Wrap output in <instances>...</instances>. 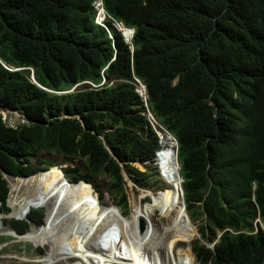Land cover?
Instances as JSON below:
<instances>
[{
  "label": "trees",
  "instance_id": "16d2710c",
  "mask_svg": "<svg viewBox=\"0 0 264 264\" xmlns=\"http://www.w3.org/2000/svg\"><path fill=\"white\" fill-rule=\"evenodd\" d=\"M92 3L0 0V108L28 120L10 126L0 115V213L10 212V188H23L9 180L24 181L9 177V188L3 174L38 173L46 161L38 159L42 152L84 160L87 171L72 168L75 180L106 175L116 199L126 198L118 161L147 184L149 174L131 161L153 158L158 136L135 78L146 85L150 109L178 140L187 207L193 218H204V240L215 238V226H245L257 205L264 213V0H103L113 19L135 28L132 44L112 20L109 37L95 22ZM77 84L73 92L59 93ZM46 181L43 186L51 176ZM51 185L59 191L54 195L86 214L89 223L78 228V242L101 245L107 226L97 235L90 223L103 208L91 188L67 184L81 193L69 194L55 179ZM26 196L24 213L31 204L49 210ZM66 210L52 213L50 224L63 225ZM39 211L32 207L27 217ZM49 219L46 211L44 225ZM15 222L9 224L24 233L18 226L27 222ZM238 237L226 233L215 250L197 240L194 251L203 264H263L264 250L252 237L243 243Z\"/></svg>",
  "mask_w": 264,
  "mask_h": 264
},
{
  "label": "bare ground",
  "instance_id": "6f19581e",
  "mask_svg": "<svg viewBox=\"0 0 264 264\" xmlns=\"http://www.w3.org/2000/svg\"><path fill=\"white\" fill-rule=\"evenodd\" d=\"M126 33H128V31H126ZM162 145L164 146L163 150H160L157 153V159L159 161L158 164H160L159 165V171L162 168L163 176L167 180L168 184L172 188H175V191L177 192L178 205L176 208H178V210L173 212L172 211L173 209L172 210L169 208L165 209L166 210L165 214L166 213H173V214H166V216H164V223L162 222L163 225H157L156 226V225H151V223H150L149 225L151 227H154V229L152 228L153 232H152L151 237L148 238L146 236L147 233H145L141 237L137 236L135 234L134 236L136 238H134L132 240L130 238V240H131V249L130 250L133 251L135 253V255L142 253L143 257H144L143 259L141 257L135 258L132 255L131 251H130V254L119 251L116 254L117 258H118V264H157V260H155L152 257L151 251H153V250H156L162 257V258H159L158 264H197L196 259L193 257L191 244L189 246L187 254L185 253L182 257L174 251V247H172V246L167 247L164 244L166 241L165 238L170 233L172 235L174 233H176V230H178L177 228L182 229L181 232H184L183 235H185L191 231H194V233L196 234L197 230H196V227L193 225V223L190 221L189 217L187 216V212L185 210V205H184V201H183V197H182L183 181H182V177H181V173H180V164H179V161L177 159V154H175V151L173 150V146L176 145L175 140L172 137H165V138H163V144ZM165 146H168V147L165 148ZM175 150H176V146H175ZM160 166H161V168H160ZM50 167L51 166H49L47 170L40 172L42 174L32 176L29 178L40 177V176L47 174V173L49 174L50 169H51ZM46 171H48V172H46ZM43 172H45V173H43ZM9 177H11V176H8V178ZM63 177H65L67 179L66 174ZM20 179L24 180L22 182H19L23 185V188L25 187V184H34L35 183V184L41 185V186H38V188L40 190L39 189H33L30 191H24L23 193H21V191L23 190V188H22L20 191V195L17 197V199L15 201L11 202L10 198H9V201L12 204L13 209H12V212L9 215H7V218L10 217L9 219H11V220L25 221L27 223H29L31 221L27 217V214L30 212V210L33 206L29 207V209L26 210V213H24L23 207L21 205V201L24 200L25 197H27L26 196L27 194H29V195L31 194L32 196L36 197L40 201L41 200L46 201L47 207L49 209V210H47L45 208L46 211L50 215L49 222L46 225L43 224L38 228H33L27 234L20 237V239L22 241L31 242L35 246H42V245L47 246L46 247L47 254L45 256H43L42 259L34 260L35 262H41V264H55V263L56 264H69L67 262L68 259H71L72 257L73 258L77 257L82 262L74 263V264H93V261H97L98 263H101L102 260H104L106 256L112 254L115 251V246L118 243L117 237H116L118 230H116V229L119 228V226L116 227L115 230H113V229H109L108 225H107V231H106L107 233L104 236L105 240L100 245V248H97L95 244H94V246H89V244L83 243L81 241L78 242L76 233H77L79 227H82L83 225L89 223L87 218L83 217L84 216L83 214H80V213H77L74 211L73 205L71 202L68 201L67 197L54 195L52 193V192L58 193L59 192L58 190L51 189L50 187H47V186H43V183L45 181L44 179L43 180L40 179L41 182H25L26 180L32 181L34 179H28V178H20ZM64 184L75 185V184H70L69 182H66ZM78 184L82 185L84 187H90L91 191H94L92 185H90V184H87V183H85L87 185L82 184V183H78ZM124 184H123V187H124ZM48 188H50L51 190H48ZM42 190H45L46 192L42 191ZM124 191L126 194V190H124ZM65 192L69 193L66 190H65ZM138 192H140V190H138L136 192V194H135L136 197H133V198L131 197V201H132L131 207H133V208L137 207L138 208L137 211L134 210L133 212L137 213L139 211L140 218L144 217L145 220H147V218H149V220H150V218L152 216H155V218H159L160 213L157 212V209H160L161 203L156 201L155 199H151L149 196L148 197L150 198L152 203H144V202L142 203L141 199L142 198L144 199V197L141 196L142 192H140L139 196H137ZM75 193H80V191L77 190V192H75ZM126 200H127V195H126ZM65 201H66V203H68L67 206L62 205L63 202H65ZM48 202L55 204V207L53 205L49 206ZM138 205L144 206V210H142V208L140 206L142 212L139 210ZM150 205H153V207H151ZM35 207H37V206L35 205L34 208ZM64 207L67 209L65 212V214L67 216V221L63 225L59 226V228H60L59 229V228H57L58 226L56 224H54V223L50 224V221L53 217L52 213H54V215H56L58 208L62 209ZM17 208H18V211H17ZM38 208H41V207H37L36 209H38ZM38 210H40V209H38ZM145 210L148 212L145 213ZM118 211L120 212V210H118ZM178 213L181 214L182 220H184L185 223L176 221L175 215H177ZM97 214L100 216L96 217L97 219L95 218L92 221H90V223L99 228L103 224H105V222L103 223V216L104 215L101 214L100 212H97ZM18 216H22L23 218H21V217L15 218ZM1 218L2 217H0V236L5 235V234L6 235L13 234L10 228L3 227ZM152 219H154V218H152ZM94 221H99V223L94 224ZM51 225H54V226H51ZM190 226H191V229L186 231L185 229L190 227ZM136 227H137V223H134L133 227L130 231L134 232ZM66 228H74L77 230L75 231V234H73V235L61 234V230L66 229ZM167 228H172V229L167 230ZM166 230H167V232H166ZM165 232H166V234H165ZM195 234H193V238H194ZM182 236H179L178 238H180ZM192 240H191V242H192ZM175 246H176V244H175ZM117 247H119V245ZM95 251H99L100 253H96ZM6 258L16 259L19 262V264H24L26 262H30V260H27L26 258H23V257L18 258L16 256H7ZM119 260H121V261H119ZM9 264H10V262H9Z\"/></svg>",
  "mask_w": 264,
  "mask_h": 264
},
{
  "label": "clouds",
  "instance_id": "9594fccd",
  "mask_svg": "<svg viewBox=\"0 0 264 264\" xmlns=\"http://www.w3.org/2000/svg\"><path fill=\"white\" fill-rule=\"evenodd\" d=\"M96 2H99L100 3L99 4V7L96 6ZM92 6H93V8L95 9V12H96V14H95V22L97 24H99L100 26H103L104 28L107 29L110 38L113 39V35H112V32H111L110 28L107 26V21L108 20H112L113 21V27L122 33L123 39L128 44H132V40H133V37H134V34H135V28H128V27H126L124 25L123 22L117 21V20L113 19L108 14V12L106 11V9L104 7L103 0H93ZM126 31H128V33H126ZM131 49H133V47H131ZM15 70H20V69L16 68ZM32 78L35 80L34 75H32ZM135 84H136V91L139 93V95L141 96V98H143V101H144V104H145V108L146 109H145L144 114L147 116L149 125H151L152 129L154 130V132L158 136V145H159V147H158V149L155 150L153 158L148 159V160H146L144 162H142L141 160L138 159L136 161H131V164L134 163V162L139 161L142 164L149 162L153 166H155L154 163H156L157 166H155V167H158V169H159L158 159H157V153L160 150H163V148H164V146L162 145L163 144V138H165V137H172L175 140L177 159H178V145H179V143H178L177 138L166 129V127L160 122V120L156 116V114L148 106V102H147L148 101V95H147L146 85L142 81H140L139 79H137V78H135ZM78 85H80V84H77L74 88H72L69 91L59 92V93L73 92L74 89ZM0 110H3V111L9 110L11 112L20 113V112H18L16 110L10 109V108H8V109H1L0 108ZM0 115L3 116L4 115V112L1 113ZM4 116H3V119L5 120ZM24 119H25L24 122H28V120L25 117H24ZM104 139L105 138H103V141H104ZM104 144L110 150V147H109V145L107 144L106 141H104ZM48 154L50 155V159H52V160H50V162L55 161L53 159H56L58 157H63L64 159H66V157H64V156H55V155H52L50 153H48ZM45 160H46L45 163L42 164V170L39 171L36 174H33L31 176H27V177H16V176H11V175H8V174L4 173L3 174V178L7 181L8 186H9L10 184H9L8 179H7L8 176H11V177H14V178H29V177L38 175L40 172H42L45 169L43 167V165L46 164L47 159H45ZM178 161H179V159H178ZM118 163H119V165L121 167V170L123 169V174H122V178H123V182L122 183L123 184L125 183L126 180L127 181L130 180L137 188H140V189L154 187V186L149 185V182H150L149 175L146 176L147 177V180H148V183L147 184H140V183H138L132 177V175L124 167V162L118 161ZM179 164H180V173H181V163L179 162ZM77 167H80V166H77ZM80 168H81V171H82V167H80ZM69 171H70L69 177H71V178H68V175H67V172H66V169H65V173H66L68 182L70 184H78V183L84 182V183H87V184L92 185V187L94 189L93 194L96 196V200H97L98 204H103L105 202V200L108 197H104L103 192L100 193L97 190V188H99V184L97 183L98 186L96 187L95 184H94V182H93V181H95L94 179H91V180H86V179L75 180V175H74V173H72V168L69 169ZM141 173L143 175L145 173L146 174H149V170L145 171V173H143V172H141ZM156 174H158V172ZM160 177L158 176L157 178L159 180L162 179V181H163V183H164L165 186L164 187H158V186L156 187L155 186L156 187L155 188V192L156 193L166 188V183H165V181L163 179V176H160ZM181 177H182V181H183V185H184L185 179L182 176V174H181ZM123 184H122V186H123ZM9 188H10V186H9ZM119 191L122 192V190H119ZM10 192H11V189H10ZM10 192H9V197H8V200H7V204L9 206V208H10V212L9 213H0V217H2V224H3V226L5 228H10L13 234H9V235H6L5 234V236H10L9 238L2 237L1 236L0 242H5V241H7L9 239H13L15 241H22L20 239L21 236H24L31 229L38 228V227H40L41 225H43L45 223L46 209L45 208H41L40 211H39V213H36L31 218V221L29 223H27L26 225H19L18 226L21 229H25V232L24 233H21L16 228H13L9 223H14V224H17V223L14 220H11V219L7 218V215H9L12 212V207L9 204ZM112 193H115V192H112ZM116 194H117V192L115 193L113 199H109V198L108 199H109V201L111 202L112 205H115V207L118 208V210H120L121 213L118 210H117L118 212L111 211L109 214L105 215V217L103 219V223L105 222V226L108 225V228L109 229H112L115 226H117V227L119 226L120 227V229L117 231V234H116V237L118 239L117 245H119V247H117V245H116L115 246V251L112 254L106 256L105 259L102 260L101 263H98L97 261H93V264H118V258H117V255H116L117 252L120 251V252H125V253L130 254V251H131L130 250L131 249V240H130V237H133L135 234L137 236H140L141 237L145 233H147L146 236L149 238V237H151L152 232H153L152 227L151 226L149 227L147 225V222H146V220H145L144 217L138 218V220H137V227H136V229H135L134 232L124 230L123 227H125L126 224L123 223V219L124 220L131 219V213H132V211H134V208L132 209V207L130 206V204L127 202L125 196L124 197H121L120 196L118 199H116ZM139 194H140V192H138V195L137 196H139ZM228 195H229V193H227L225 196H228ZM182 197H183V201H184V205H185V210L187 212V216L189 217L190 221L192 222L193 220H196L199 223V224H197L198 225V230L196 228V230H197L196 233H197V235L199 234V237L195 239V236H194V238L192 240L193 241V244L191 242V244H192L191 245V249H192V252H193V254L195 256V259H196V263L197 264H203V263L198 259L197 255H196V253L194 251L195 242L197 240H199L201 243L205 244L208 248H210L212 250H215L216 249V246L220 242H222L223 237H224V235L226 233H232V234L238 235L239 236L238 238H240L241 243H243V241L246 240V237L247 236H250V237H252V242H254L257 245L258 249L264 250V237H263V235H264V213L261 211V209H260V207L258 205H257V211H256L255 214H248L247 215V219L245 220L246 221V225L245 226H243L241 228H234V227H231V226L226 227V228H220V227L215 226V229H217V232L215 234V238L210 239V240L209 239L204 240L201 229H202V225L205 223V220H204L203 217H201V218H193L190 215L189 210H188V207H187V201H186V197H185L184 186H183ZM121 199H123V200H121ZM251 199H252L253 202H255V200H256L255 199V195H253ZM147 201H150V198L148 197V194H146L145 197H144V199H143V202L144 203H147ZM65 203H66V201H65ZM76 205L78 207H80L81 206V203L80 204L78 203ZM157 212L160 213V209H157ZM85 215L83 217H85ZM105 226H103L102 229H100V227L97 228V230H95V233L97 235H103V233L105 231V228H104ZM183 244H185V243H183ZM95 245H96L97 248H100V242L99 241L96 242ZM89 246H94L93 241H91L89 243ZM251 246H255V245H250V246H247V247H251ZM34 247H36L37 248V251H39L41 253H43L44 250H45V248L43 246H35L34 245ZM45 252L47 254V251L46 250H45ZM95 252L96 253H100L99 251H95ZM131 253H132V255L135 258H139V257H141L142 259L144 258L142 253H140L138 255H135V253L133 251H131ZM151 253H152V257L155 260H157V264H158L159 258H162L161 255L156 250L151 251ZM11 256H15V255L13 254ZM16 257L19 258V257H23V256H16ZM42 257L43 256H38V257H35V258H30V259L28 257H25L27 260H30V262H26L24 264H41V262H35L34 260L42 259ZM10 259H12V258H10ZM12 260H14V259H12ZM119 261H121V260H119ZM16 262H18V261L16 260ZM67 262L68 263L69 262H72V263H69V264H74V263L82 262V261L79 258H77V257H74V258L72 257L71 259H68Z\"/></svg>",
  "mask_w": 264,
  "mask_h": 264
},
{
  "label": "rangeland",
  "instance_id": "374dc122",
  "mask_svg": "<svg viewBox=\"0 0 264 264\" xmlns=\"http://www.w3.org/2000/svg\"><path fill=\"white\" fill-rule=\"evenodd\" d=\"M3 112H4V115H5V116L3 115L4 118H5V121L10 126H16V125H18V124H20V123L25 121L24 117L20 113L11 112L9 110H6V111L0 110V114L3 113ZM166 147H168V146H165V148ZM173 150L175 151V154H176L175 146H173ZM41 158L47 159L46 164L43 165L44 168L50 162V160H52V159H50V155L47 152H43V153H41L38 156V159H41ZM35 160H34V163H36ZM53 160H55V161L52 162L53 166L50 167L51 169L49 168L50 172H49L48 175H46V178H44L45 181L47 179L46 183L48 182V180H49V178L51 176L52 181H53V179H55L56 186H58L61 191H65L66 190V191L69 192V194L77 192L76 189H72V188L70 189L67 184H64V183L68 182V180L65 177H63V176L66 174L65 173V169H66L68 178H71V177H69V173H70L69 169L75 168L77 166L82 167V171H87V167H86V164H85L84 160L77 159V158H72V157H69V158H66V159H64L63 157H58V158L53 159ZM158 163H159V161H158ZM132 164H133L134 167L138 168L140 170V172L145 173V171L149 170V180H150L149 185L154 186V187L140 189V188H137L129 180L128 181L126 180L125 184H124V190H126L127 202L130 204V206L132 205L131 204L132 203L131 197L132 198L136 197L135 194H136V192L138 190H140V192H142L141 193L142 197H145V194H148V196L151 199H155L156 201L160 202L161 203V207H160V215H159L160 217L159 218H155V216H152L150 218V220H149V218H147V220H146L147 225L150 227L149 224L153 223L152 218H154L156 221H158L157 225H163L164 216H166V214H173V213H166L165 214V211H166L165 209H168V208L171 209V210L173 209L172 210L173 212L178 210V208H176L177 205H178V202H177L178 199H177V192L175 191V188H172L168 184L167 180L163 176V171H162L161 166H160V168H161L160 171H159L158 167H155V166H157L156 163H154L155 166H153L149 162L142 164L139 161L134 162ZM159 165L160 164H158V166ZM46 172H48V171H46ZM157 172H158V174H156ZM121 173L123 174V169L121 170ZM158 176L159 177L163 176V179H164V181L166 183V188L156 193L155 192V188L157 186L158 187H164L165 186L163 181H162V179L159 180L157 178ZM93 179L99 184V188H97V190L100 193L103 192L104 197H108L109 199H113L115 193H112L111 191H109V188H108L109 187V183H110L109 182L110 177H107L106 175H100V176H95ZM9 181L11 183H13V184L19 183V182H16L14 180H9ZM52 181L50 183H47V187H50L51 189H54L53 186L51 185ZM38 186H41V185L40 184H35V183L34 184H25V187L23 188L21 193H23L24 191H30V190H33V189H39ZM50 188H48V190H51ZM42 191H45V190H42ZM19 195H20L19 191L14 193L13 190L11 189L10 201L11 202L15 201ZM27 195H29V194H27ZM108 198L105 200V202L103 204H101L103 206V208H100V213L104 215L103 219H104L105 215L109 214L111 211L118 212L117 211L118 208H116L114 205H112ZM41 201L42 202H46L44 200H41ZM67 204L68 203L63 202L62 205H66L67 206ZM50 205H53L55 207V204H53V203H49V206ZM31 206L34 207L35 205L31 204L30 207ZM35 208H37V207H35ZM38 209H41V208H38ZM134 210L137 211L138 208L134 207ZM139 210L142 212L140 206H139ZM17 211H18V208H17ZM175 217H176V221L177 222L185 223V221L182 220V216H181L180 213L175 215ZM8 218H10V217H8ZM138 218H140L139 211L137 213L132 211L131 219H129V220H124L123 219V223L126 224L125 227H123L124 230L130 231L132 229V227H133V224L137 223ZM98 223H99V221H94V224H98ZM192 223L196 226V228L198 230V225L197 224H199V223L196 220H193ZM51 226H54V225H51ZM116 227L117 226H115L112 229L115 230ZM57 228H59V227H57ZM152 228L154 229V227H152ZM119 229H120V227L117 228L116 230H119ZM171 229L172 228H167V230H171ZM177 229L178 230H176V233H174L173 235L170 233L165 238L166 241H165L164 244L167 247H171V246L174 247V251L178 255H180L182 257L185 253L187 254L189 246L191 244V240L193 239V234H195V233H194V231H191V232L183 235L184 232H181L182 229H180V228H177ZM190 229H191V226L186 228L185 230L187 231V230H190ZM76 230L77 229H74V228H66V229L61 230V234H63V235H73V234H75ZM167 230H166V232H167ZM166 232H165V234H166ZM1 236L2 237H6V238L10 237V236H5V235H1ZM1 236H0V238H1ZM179 236H182V237L178 238ZM198 237H199V234L197 235V233H196L195 234V239L198 238ZM130 238L132 240V239H134L136 237L133 236V237H130ZM117 242H118V239H117ZM183 243H185V244H183ZM175 244H176L177 247L175 246ZM192 244H193V241H192ZM43 247L46 250L47 246H43ZM45 250H44L43 253H41V252L37 251V248L34 247V245L32 243H30V242L15 241L13 239H9V240H7L5 242H0V264H9V262H10V264H19V262H16L15 259L12 260V259L6 258L7 256H11L13 254L15 256H23V258L28 257L30 259V258H35V257H38V256H44L46 254ZM69 263H72V262H69ZM77 263H80V262H77Z\"/></svg>",
  "mask_w": 264,
  "mask_h": 264
},
{
  "label": "built area",
  "instance_id": "2783aa9c",
  "mask_svg": "<svg viewBox=\"0 0 264 264\" xmlns=\"http://www.w3.org/2000/svg\"><path fill=\"white\" fill-rule=\"evenodd\" d=\"M99 4H100L99 2H96V6H97V7H99Z\"/></svg>",
  "mask_w": 264,
  "mask_h": 264
}]
</instances>
